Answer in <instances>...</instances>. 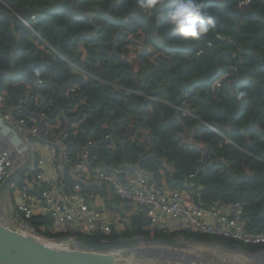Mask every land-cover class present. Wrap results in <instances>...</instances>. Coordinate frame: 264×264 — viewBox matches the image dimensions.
<instances>
[{"label":"trees","instance_id":"trees-1","mask_svg":"<svg viewBox=\"0 0 264 264\" xmlns=\"http://www.w3.org/2000/svg\"><path fill=\"white\" fill-rule=\"evenodd\" d=\"M199 2L216 27L199 40L184 41L166 27L159 9L139 12L136 0H0V93L11 98L3 111H13L23 98L25 104L13 112L18 122L39 126L44 131L36 139L43 142H65L73 160L61 168L60 155L56 164L65 197L80 184L88 196L116 200L108 185L73 175L80 162L120 174L138 169L157 186L166 181L172 189L195 190L197 203H244L247 229L264 233V0ZM163 4L167 10L175 0ZM131 35L143 37L163 57L151 61L150 50L128 48ZM72 63L87 75L75 73ZM232 64L237 75L216 85ZM72 85H78L74 92ZM39 93L44 99L37 100ZM40 172L27 171L15 187L40 194L48 187L37 179ZM143 210L124 230L90 236L53 231L51 215L26 221L42 238L69 244L78 237L158 236L249 254L264 251V243L152 229Z\"/></svg>","mask_w":264,"mask_h":264},{"label":"built area","instance_id":"built-area-1","mask_svg":"<svg viewBox=\"0 0 264 264\" xmlns=\"http://www.w3.org/2000/svg\"><path fill=\"white\" fill-rule=\"evenodd\" d=\"M75 73H87L81 66L72 63ZM238 69L235 64L223 73L225 74L219 81L235 77ZM38 83H42L38 80ZM29 94L33 86L28 85ZM78 85H72L70 91L74 92ZM44 99L39 93L37 100ZM11 100L7 93H0V119L9 123L11 129L20 133L27 146V159H32L31 169H39L37 179L41 183H47L48 187L38 195L29 194L26 188L20 189L12 185L14 193L19 196V200L14 205V219L19 230L30 235L42 238L33 229L26 218L33 215H51L53 217L52 230L65 231L68 229L78 230L90 236L97 231L105 233L111 232L113 227L124 230L131 225V217L142 208L147 217L151 220L149 225L152 229L164 232L191 229L193 231L221 235L224 237L243 241L245 243L259 244L264 243V233L249 231L247 220L243 216L244 203H227L213 200L212 205L197 203L195 200L196 192L190 189H172L166 181L161 186H157L154 180L140 170L133 173L120 174L119 172L96 169L91 170L84 162H80L73 168V175L77 179L86 182H102L109 186L116 194V199L120 205L125 206L129 203L130 211L126 214L112 211L108 208L105 198L101 195L88 196L83 192V186L76 184L69 196L63 195L60 187V177L56 170L59 156L64 168L73 160L67 152V145L60 138L54 137L55 144L43 142L36 137H40L44 130L39 126L27 127L23 120L18 122L17 116L13 112L25 104L21 98L17 108L13 111L4 112L5 105ZM46 117V114H41ZM54 129H60L59 124L53 125ZM61 148V154L59 149ZM83 149L82 161L87 158ZM15 154L9 148L0 149V185L16 169ZM30 169V170H31ZM194 177V175L192 176ZM28 180H25L26 183ZM31 186V182H27ZM122 214L124 216H122ZM49 241V240H48ZM53 241V240H50ZM53 244L65 246L67 248H80L77 242L69 244L65 241H54ZM125 250L111 251L117 258Z\"/></svg>","mask_w":264,"mask_h":264},{"label":"water","instance_id":"water-1","mask_svg":"<svg viewBox=\"0 0 264 264\" xmlns=\"http://www.w3.org/2000/svg\"><path fill=\"white\" fill-rule=\"evenodd\" d=\"M31 164L32 159L29 158L19 165L7 177L2 187L6 189L12 187L31 169ZM97 184L105 185L102 182H97ZM70 241L77 242L80 248L62 247L44 238L0 223V264H117L116 256L111 253L113 250H130L137 247L135 250L142 252L149 248H166L178 253V251L193 249L179 239L158 236L101 241L89 237H78ZM141 244H145V247L142 248ZM182 248L185 249L182 250ZM142 255L151 256L146 253Z\"/></svg>","mask_w":264,"mask_h":264},{"label":"crops","instance_id":"crops-1","mask_svg":"<svg viewBox=\"0 0 264 264\" xmlns=\"http://www.w3.org/2000/svg\"><path fill=\"white\" fill-rule=\"evenodd\" d=\"M3 127H7L9 129H11V126L9 123L0 119V129H2ZM10 132L8 133V135H0V149L9 148L10 150H12L13 154H15V161L17 164H19L21 161H24L23 163H25L29 158L27 159V146H26L25 142L23 141V137H22V135H20V133H17L21 137V139H19L17 141L16 139H18V136L17 135L11 136L12 133H10ZM13 139H15V140H13ZM23 163H21V164H23ZM142 172H144V171L142 170ZM144 173H147V172H144ZM107 188L110 189L109 186ZM101 197L105 198V202H106L108 208L112 211L124 213V214H126L127 212L130 211V208L128 206L126 207L123 205H121V206L126 207V208L124 210H118L120 203L117 201V199L114 200L112 198L108 202L107 196L102 195ZM110 198H111V194H108V199H110ZM18 200H19V196L14 193V190L12 189V187H10L9 189L3 188V187L0 188V223L8 225V226L9 225L16 226L13 208H14V205L17 203ZM73 243H75V242H73ZM218 247H220V246H218ZM222 248H226V247H222ZM228 249H234L237 252L239 251L240 253H243V255L233 256V258L237 262H240L241 264H251L252 262H253L252 264H264V251H260V252L254 253V254H249V253H246L244 251H240L238 249H235L233 246L229 247ZM143 251H147L150 253L151 256H153V257L157 256V257H160L164 260L168 259V257L173 259L174 254L176 255L175 259H177L178 255L181 257V254L187 255L188 258L194 257L190 253L186 254V253L180 252V251H178V253H177L175 251H172V250L166 249V248L165 249H163V248H149V249H146ZM143 251H142V253H144ZM142 256H144V255H142ZM226 258H227V256H226ZM222 259H224V258L222 257ZM187 260H190V259H187ZM199 263L203 264L202 261H194V259L190 261V264H199Z\"/></svg>","mask_w":264,"mask_h":264},{"label":"clouds","instance_id":"clouds-1","mask_svg":"<svg viewBox=\"0 0 264 264\" xmlns=\"http://www.w3.org/2000/svg\"><path fill=\"white\" fill-rule=\"evenodd\" d=\"M136 7L142 13L159 9V17L166 20V27L184 41L199 40L216 27L214 17L204 10L199 0H175L174 7L167 10L163 0H136ZM243 96L244 92H239L238 98ZM10 131L3 127L0 135H8Z\"/></svg>","mask_w":264,"mask_h":264},{"label":"rangeland","instance_id":"rangeland-1","mask_svg":"<svg viewBox=\"0 0 264 264\" xmlns=\"http://www.w3.org/2000/svg\"><path fill=\"white\" fill-rule=\"evenodd\" d=\"M132 46L136 47V51L138 53H141L142 51L145 52V50H150V52L153 55V58H152V56H150L151 61H157L159 59L158 57H163L162 52L157 51L153 47L152 44L151 45L148 44V47H147L146 42H144V40H143V37H141L140 39H136L134 35H131V39L128 41L127 47L131 48ZM166 58H169V56ZM10 133H12L11 136H15V135L18 136V139H16L17 141L19 139H21V137L12 129H11ZM13 140H15V139H13ZM23 162L24 161H21L20 163H23ZM16 164L17 163L15 162V166H16ZM18 166L19 165H17V167ZM1 187H2V185H0V188ZM125 206L130 207L129 203H126ZM126 207H122L120 205L118 207V210H124ZM3 225H5V224H3ZM6 226H8V225H6ZM9 226L17 228V229L20 228V227H17V225L16 226L9 225ZM48 242L53 243L54 241L49 240ZM142 246H143L142 248H144L145 244H143ZM63 247H65V246H63ZM154 247H159V246H154ZM190 247H193V249H190V250L187 249L186 251H183V252L186 254L190 253L194 257L188 258L187 255H181V257L178 255L177 259H175L176 255L174 254L173 259L168 257V259H166V260H164L160 257H157V256H154V257L153 256H149V257L142 256V254H141L142 252H140L138 250L136 251L135 249H137V247H134L133 249L125 250L124 253L117 256L119 258L117 260V264H190V261L193 259H194V261H202L203 264H241L240 262H237L233 258V256L243 255V253H240L239 251L237 252L234 249H228V247L222 248V247H218V246L211 245V244H199V243L198 244H192V245H190ZM186 248H188V246H186ZM183 249H185V248H182V250ZM226 256H227V258H226ZM222 257L224 259H222ZM187 259H190V260H187ZM199 264H202V263H199Z\"/></svg>","mask_w":264,"mask_h":264}]
</instances>
